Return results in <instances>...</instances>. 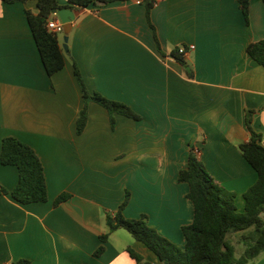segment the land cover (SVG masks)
<instances>
[{"label": "crops", "instance_id": "1", "mask_svg": "<svg viewBox=\"0 0 264 264\" xmlns=\"http://www.w3.org/2000/svg\"><path fill=\"white\" fill-rule=\"evenodd\" d=\"M68 3L69 0H59ZM27 9L37 1L0 0V156L15 136L32 146L44 165L48 199L22 203L0 191V264H164L131 232L118 228L102 244L106 212L144 214L149 224L185 246L183 225L194 219L188 182L178 180L191 147L213 177L236 194L258 173L239 145L249 139L246 108L264 145V66L248 45L264 39V0H250L246 22L238 0H159L151 10L138 0L91 3L73 9L65 66L49 75L30 27ZM61 45L65 33L60 36ZM194 45V47H192ZM187 47L189 75L172 53ZM64 48V47H63ZM78 64L90 91L129 104L135 119L116 113L112 126L103 105L88 103V120L77 133L85 100ZM19 181L16 165L0 160V189ZM72 196L55 205L62 192ZM128 232V233H127ZM248 264H264V252Z\"/></svg>", "mask_w": 264, "mask_h": 264}, {"label": "trees", "instance_id": "2", "mask_svg": "<svg viewBox=\"0 0 264 264\" xmlns=\"http://www.w3.org/2000/svg\"><path fill=\"white\" fill-rule=\"evenodd\" d=\"M7 2L28 0H4ZM38 9H27V17L36 39L40 54L49 75L61 70L66 63L64 48L61 45L59 33L48 27V20L52 10L78 9L91 3L105 5L114 0H69L61 3L59 0H36ZM146 4L147 17L154 29L155 38L159 39L155 26L151 22V10L159 0H142ZM244 13L246 22L250 21V0H238ZM187 47H177L172 55L186 68L189 75L193 71L185 59ZM248 53L258 63L264 66V39L253 41L248 45ZM75 63V74L78 79L85 104L77 119V133H82L88 120V103L95 101L109 111L112 126H115L116 113L140 119L142 116L129 104L112 99L99 91H90L82 72ZM255 108H246V124L250 131L247 141L240 143L239 148L244 157L252 164L258 173L256 182L244 193L245 207L239 210L236 204V194L220 184L210 173L195 147H191L188 165L180 170L178 180L188 182L190 190L188 198L194 204V219L183 225L186 237L185 246H181L167 236L160 233L148 222L144 214L139 218H128L123 210L129 202L130 191L114 213L106 212L108 229L100 234L102 244L94 252L100 255L106 248V242L114 230L125 228L132 235L144 242L152 249L164 264H248L264 252V145L262 133L253 126L256 113ZM0 160L3 164H13L18 167L19 181L8 190L4 187L0 191L11 195L22 203L46 201L48 199V185L44 165L38 153L28 143L15 136H6L2 141ZM72 193L62 192L55 200V205L69 199ZM241 232L244 243L242 253L236 255V246L229 240L228 235ZM131 255L144 264H152L144 259L131 247ZM11 264H31L29 258H20Z\"/></svg>", "mask_w": 264, "mask_h": 264}, {"label": "water", "instance_id": "3", "mask_svg": "<svg viewBox=\"0 0 264 264\" xmlns=\"http://www.w3.org/2000/svg\"><path fill=\"white\" fill-rule=\"evenodd\" d=\"M52 12L57 13L58 17L64 24V33H65V42L63 44V47L66 52H68V44H67V39H68V34L70 33L72 29V20L75 18V14L73 9L71 8H64V9H56L54 8Z\"/></svg>", "mask_w": 264, "mask_h": 264}, {"label": "rangeland", "instance_id": "4", "mask_svg": "<svg viewBox=\"0 0 264 264\" xmlns=\"http://www.w3.org/2000/svg\"><path fill=\"white\" fill-rule=\"evenodd\" d=\"M62 34L63 33H59V36H62ZM262 217L264 218V212L262 213ZM124 231L126 232L128 230L124 228ZM240 234H241V232H234V233H232V234L230 233L228 235L229 240L236 246V255L237 256H239L244 249V243L242 242V239H241L242 237Z\"/></svg>", "mask_w": 264, "mask_h": 264}, {"label": "built area", "instance_id": "5", "mask_svg": "<svg viewBox=\"0 0 264 264\" xmlns=\"http://www.w3.org/2000/svg\"><path fill=\"white\" fill-rule=\"evenodd\" d=\"M138 1H142V0H138ZM48 27L51 30L56 31L58 33L64 32V24L58 17V14L55 12L52 13L51 17L48 20ZM192 47H194V45H192Z\"/></svg>", "mask_w": 264, "mask_h": 264}]
</instances>
